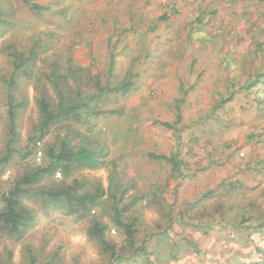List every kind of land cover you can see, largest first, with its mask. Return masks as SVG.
<instances>
[{"label": "rangeland", "instance_id": "1", "mask_svg": "<svg viewBox=\"0 0 264 264\" xmlns=\"http://www.w3.org/2000/svg\"><path fill=\"white\" fill-rule=\"evenodd\" d=\"M42 99L76 108L39 137ZM62 140L95 150L98 163L23 185L17 202L31 220L0 231V264H217L240 254L236 244L264 236L252 229L264 219V0H0V159L10 146L0 211L1 194ZM74 182L76 197L97 194L62 205L42 193ZM116 210L134 224V246ZM97 223L113 257L90 235Z\"/></svg>", "mask_w": 264, "mask_h": 264}, {"label": "trees", "instance_id": "2", "mask_svg": "<svg viewBox=\"0 0 264 264\" xmlns=\"http://www.w3.org/2000/svg\"><path fill=\"white\" fill-rule=\"evenodd\" d=\"M114 62V58L111 56L110 58V68L112 69ZM132 83L126 81L125 83H122L118 86H116V90L121 91L123 93L127 92ZM82 105H84L82 103ZM40 106L43 113V119L39 125V137H42L49 125L56 121L60 116L68 113H72L76 106H69V107H61L59 110L54 111L51 110L46 103L45 100L40 101ZM16 110L13 109L11 106L9 108V120H10V132L12 135H14V118H15ZM180 120V114H177V120ZM164 125L167 127H171L172 125L169 123L164 122ZM13 138L10 139V142ZM7 154L0 159V164L6 162L8 157L10 156V146L8 148ZM49 162L45 167L36 169L31 174L23 175L20 177L13 188H11L7 193L1 194V199L4 202V208L2 211H0V231H11V232H18L20 231L30 220L31 215L30 213L25 210L24 207L19 205L17 202V198L20 196L21 193L25 192V188L23 187L24 184H28L31 182H34L37 180L41 173L43 172H53V170H61L63 173H67V169L71 167H92L95 164L98 163V155L97 152L85 145H80L77 148H73L70 145H68L66 140H62L60 143V146L58 149H56L54 152H51L48 155ZM155 158H159L162 160L170 161V163H173L174 167L173 169L177 168L179 165L177 164V161L175 160V155H165V154H157ZM77 187V183L74 182L71 186L65 187L62 189H56V190H47L43 191L42 193L46 195V197H49L55 202L61 203L62 205H69L76 203H85L86 200H91L97 193H83L80 196H75V190ZM203 201L201 200V204ZM244 222L247 220H251L249 218L251 217H243ZM253 219V218H252ZM115 224L120 227L123 230L124 235L126 236V240L129 242L130 246H134V224L132 222H126L123 220L121 216L120 210H116L114 213L113 218ZM246 221V224L248 223ZM264 225V219L262 218L259 224L253 225L254 229H262L264 227H260ZM260 227V228H257ZM105 226L101 223L95 224L92 229H90V235L97 237L100 239L101 243L104 246V249L110 252L111 257L114 256V247L109 244L106 239L104 238L103 232H104ZM241 228V227H240ZM247 230L251 229L248 225H245ZM250 234V232H247ZM251 235V234H250ZM35 259L31 257L30 264H34Z\"/></svg>", "mask_w": 264, "mask_h": 264}, {"label": "crops", "instance_id": "3", "mask_svg": "<svg viewBox=\"0 0 264 264\" xmlns=\"http://www.w3.org/2000/svg\"><path fill=\"white\" fill-rule=\"evenodd\" d=\"M235 249L239 252L241 251V253L236 256L232 253V256H230L232 257L231 260L228 257L226 259L223 258L225 261L221 259L217 261V264H264V236H260L255 242L236 244ZM248 252L250 253L249 255H247ZM206 260L201 256L203 264L208 263Z\"/></svg>", "mask_w": 264, "mask_h": 264}, {"label": "clouds", "instance_id": "4", "mask_svg": "<svg viewBox=\"0 0 264 264\" xmlns=\"http://www.w3.org/2000/svg\"><path fill=\"white\" fill-rule=\"evenodd\" d=\"M149 215H151V212H149ZM76 241H80L81 240V237L77 236L74 238Z\"/></svg>", "mask_w": 264, "mask_h": 264}]
</instances>
